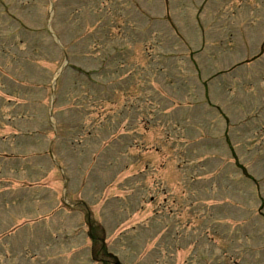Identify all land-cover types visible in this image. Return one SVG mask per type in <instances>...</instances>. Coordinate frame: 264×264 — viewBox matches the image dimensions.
<instances>
[{
    "label": "rangeland",
    "instance_id": "rangeland-1",
    "mask_svg": "<svg viewBox=\"0 0 264 264\" xmlns=\"http://www.w3.org/2000/svg\"><path fill=\"white\" fill-rule=\"evenodd\" d=\"M0 264H264V0H0Z\"/></svg>",
    "mask_w": 264,
    "mask_h": 264
},
{
    "label": "trees",
    "instance_id": "trees-1",
    "mask_svg": "<svg viewBox=\"0 0 264 264\" xmlns=\"http://www.w3.org/2000/svg\"><path fill=\"white\" fill-rule=\"evenodd\" d=\"M93 234V232H91ZM93 240L95 241L97 239V237L93 234L92 236Z\"/></svg>",
    "mask_w": 264,
    "mask_h": 264
}]
</instances>
